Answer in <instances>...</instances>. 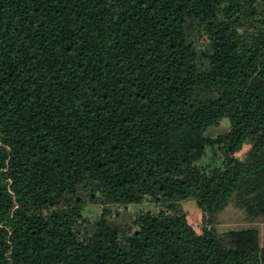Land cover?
Masks as SVG:
<instances>
[{
    "label": "trees",
    "instance_id": "obj_1",
    "mask_svg": "<svg viewBox=\"0 0 264 264\" xmlns=\"http://www.w3.org/2000/svg\"><path fill=\"white\" fill-rule=\"evenodd\" d=\"M188 199L264 220V0H0V264H264Z\"/></svg>",
    "mask_w": 264,
    "mask_h": 264
},
{
    "label": "rangeland",
    "instance_id": "obj_2",
    "mask_svg": "<svg viewBox=\"0 0 264 264\" xmlns=\"http://www.w3.org/2000/svg\"><path fill=\"white\" fill-rule=\"evenodd\" d=\"M228 128V118H222L218 125L209 127L206 130V134L212 136L224 132L228 130ZM241 154L242 152L239 153V155ZM152 207L153 206H151V208ZM181 207L183 208L189 223L197 230H200L205 224L204 220L209 218V226L222 236L223 244L226 247L255 248L264 246V220L260 222H247L244 220L243 212L232 204H229L223 210L215 213L211 217L205 215V219H203V213L194 199L182 201ZM86 209L83 214L92 220L98 216L100 211L98 206H93L92 208L87 207ZM140 209V206L132 205L114 208L113 220L133 224V220L141 211ZM249 225H254L251 227V231H247ZM231 231L235 232L232 233Z\"/></svg>",
    "mask_w": 264,
    "mask_h": 264
},
{
    "label": "crops",
    "instance_id": "obj_3",
    "mask_svg": "<svg viewBox=\"0 0 264 264\" xmlns=\"http://www.w3.org/2000/svg\"><path fill=\"white\" fill-rule=\"evenodd\" d=\"M253 226H254V225H249L248 229L252 230L251 227H253ZM255 229H256V227H255Z\"/></svg>",
    "mask_w": 264,
    "mask_h": 264
}]
</instances>
